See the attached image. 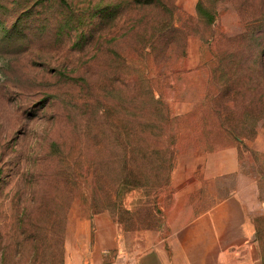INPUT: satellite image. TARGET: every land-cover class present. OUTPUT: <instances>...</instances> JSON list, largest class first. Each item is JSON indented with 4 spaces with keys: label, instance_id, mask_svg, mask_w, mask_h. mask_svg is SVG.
<instances>
[{
    "label": "rangeland",
    "instance_id": "obj_1",
    "mask_svg": "<svg viewBox=\"0 0 264 264\" xmlns=\"http://www.w3.org/2000/svg\"><path fill=\"white\" fill-rule=\"evenodd\" d=\"M199 1L0 0V264H84L101 214L138 258L231 198L230 260L263 253L264 115L224 94L264 0Z\"/></svg>",
    "mask_w": 264,
    "mask_h": 264
},
{
    "label": "crops",
    "instance_id": "obj_2",
    "mask_svg": "<svg viewBox=\"0 0 264 264\" xmlns=\"http://www.w3.org/2000/svg\"><path fill=\"white\" fill-rule=\"evenodd\" d=\"M225 157L229 161L224 165L232 170L234 153L227 152ZM220 168L213 164L210 172L213 174L220 171ZM249 225L248 221L243 225L238 201L231 198L201 212L179 230L175 239L169 243L150 245L137 258V264H264V251L259 257L254 252H248L242 261L230 260L227 254V250L239 241L238 238L250 233ZM123 250L122 240L113 221L105 214L96 216L91 246L84 264H109L124 254Z\"/></svg>",
    "mask_w": 264,
    "mask_h": 264
},
{
    "label": "trees",
    "instance_id": "obj_3",
    "mask_svg": "<svg viewBox=\"0 0 264 264\" xmlns=\"http://www.w3.org/2000/svg\"><path fill=\"white\" fill-rule=\"evenodd\" d=\"M196 10L197 15L199 16L201 21L209 26L213 24V22L215 21V14L214 12L208 11L204 8L203 0H200L197 3ZM252 15H255L254 17L256 18L252 19V21L247 24V27L245 29L246 31L242 33V36H239V38L241 39L240 47L237 48L236 45H234L235 49H232L231 52L229 51L231 54L246 53V59L244 63L245 68H243L242 72L247 74V82L246 84L243 83V85H241L240 87L234 85V87L231 89V92L228 91V93L224 94V97H226L225 95H231L232 97V100L230 99V101H226L228 102L230 110L228 111L229 108L227 107L224 113V117L232 116L234 117L233 119L238 117V119L236 120H240L244 116L248 115L247 117L251 118L253 122H257V120L260 118L262 119L264 115L263 110L261 111L262 113L259 110L261 104L264 103V92H261L262 82L260 81L262 61L264 59V11L260 10L259 13H252ZM160 37L162 39L164 35L161 34ZM156 42H158V39H155V41L151 42L153 46L151 47L152 49H154V45ZM227 53L228 50H223L221 54L222 57ZM219 61H221V59ZM238 91L241 92L240 95H238ZM217 96H220V94H217ZM241 97L243 98L241 103L246 102V105L244 107H247L248 109L246 110V112H242L240 115L241 118H239L237 114L238 110H236L234 107L235 103H237L236 100ZM157 101L159 102V99H157ZM250 110L251 112H249ZM255 130L256 129L254 126V128H251L249 131L245 130V134L242 135L244 138H252L255 135Z\"/></svg>",
    "mask_w": 264,
    "mask_h": 264
},
{
    "label": "built area",
    "instance_id": "obj_4",
    "mask_svg": "<svg viewBox=\"0 0 264 264\" xmlns=\"http://www.w3.org/2000/svg\"><path fill=\"white\" fill-rule=\"evenodd\" d=\"M109 264H137V258L122 254Z\"/></svg>",
    "mask_w": 264,
    "mask_h": 264
}]
</instances>
